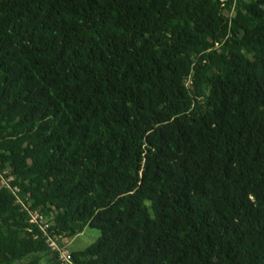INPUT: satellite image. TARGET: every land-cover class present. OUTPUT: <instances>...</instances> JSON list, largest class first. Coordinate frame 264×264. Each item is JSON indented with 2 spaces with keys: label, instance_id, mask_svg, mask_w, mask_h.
Here are the masks:
<instances>
[{
  "label": "trees",
  "instance_id": "obj_1",
  "mask_svg": "<svg viewBox=\"0 0 264 264\" xmlns=\"http://www.w3.org/2000/svg\"><path fill=\"white\" fill-rule=\"evenodd\" d=\"M0 171V264H264V0H0Z\"/></svg>",
  "mask_w": 264,
  "mask_h": 264
},
{
  "label": "built area",
  "instance_id": "obj_2",
  "mask_svg": "<svg viewBox=\"0 0 264 264\" xmlns=\"http://www.w3.org/2000/svg\"><path fill=\"white\" fill-rule=\"evenodd\" d=\"M5 174H7L6 171L3 173L0 171V185L2 187L10 188L8 185V181L10 180L5 179ZM12 191L13 193H15L16 189ZM18 202L21 203L19 199H18ZM28 214L30 217L29 223L33 226L36 225L39 228V230L46 236L47 244L50 249H52L58 254L59 260L61 261L60 264H74L75 262L72 257V252L68 248H66L65 245L61 246L59 244V241L62 240V238L49 235L48 230L51 227L49 218L44 216L39 211H28Z\"/></svg>",
  "mask_w": 264,
  "mask_h": 264
},
{
  "label": "rangeland",
  "instance_id": "obj_3",
  "mask_svg": "<svg viewBox=\"0 0 264 264\" xmlns=\"http://www.w3.org/2000/svg\"><path fill=\"white\" fill-rule=\"evenodd\" d=\"M99 237L100 232L87 228L83 234L72 239H62V242L71 252L80 251L96 243Z\"/></svg>",
  "mask_w": 264,
  "mask_h": 264
},
{
  "label": "water",
  "instance_id": "obj_4",
  "mask_svg": "<svg viewBox=\"0 0 264 264\" xmlns=\"http://www.w3.org/2000/svg\"><path fill=\"white\" fill-rule=\"evenodd\" d=\"M235 15V14H234Z\"/></svg>",
  "mask_w": 264,
  "mask_h": 264
}]
</instances>
